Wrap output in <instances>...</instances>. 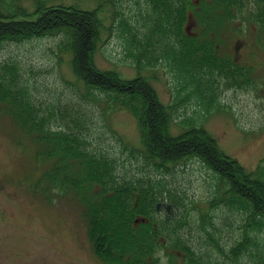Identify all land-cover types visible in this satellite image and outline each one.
I'll return each instance as SVG.
<instances>
[{
  "label": "trees",
  "instance_id": "1",
  "mask_svg": "<svg viewBox=\"0 0 264 264\" xmlns=\"http://www.w3.org/2000/svg\"><path fill=\"white\" fill-rule=\"evenodd\" d=\"M110 1L113 4L114 0ZM147 1L151 10L144 24L146 32L141 33L126 20L122 22L131 48L137 51L132 55L140 72L166 62L185 83L176 92L180 94L193 85V94L203 100L209 113L212 106L204 99H215L219 84L226 89L252 85L253 70L238 65L231 48L235 39L248 36L255 37L264 49V0ZM30 16L36 18L30 20ZM101 29L96 10L47 6L43 1L29 13L22 6L8 4L2 8L0 1V47L8 42L61 36L58 50L72 55L73 73L86 96H93L98 103L105 101L112 113L126 110L136 119L144 157L156 171L167 172L173 166L197 160L214 174L215 197L200 215L203 232L209 237L207 244L225 254L203 226L207 221L214 225L210 211L223 205L243 212L247 215L244 234L226 255L227 262L239 264L249 256L257 264H264L257 235L252 236L264 231V169L261 171L259 165L255 172L248 171L193 120L182 124L181 132L174 135L177 104L164 105L152 84L140 74L123 79L116 71L97 67L94 58ZM23 80L18 64L0 65L3 115L12 118L39 144L44 158L53 161L47 181L55 186L49 191L67 187L68 193L79 197L78 206L84 209L88 238L97 256L107 264H207L202 261L205 257L177 233V227L170 231L168 224L160 226L158 195L162 191L157 193L151 180L120 181L115 160L88 150L86 140L70 127L64 131L52 127V112L42 114ZM97 94H104L105 99ZM189 210L182 216V225L188 221Z\"/></svg>",
  "mask_w": 264,
  "mask_h": 264
},
{
  "label": "rangeland",
  "instance_id": "2",
  "mask_svg": "<svg viewBox=\"0 0 264 264\" xmlns=\"http://www.w3.org/2000/svg\"><path fill=\"white\" fill-rule=\"evenodd\" d=\"M2 8L22 6L29 13L39 4L75 6L96 10L101 19V38L95 52V63L101 70L116 71L123 79L139 74L155 88L164 105L177 104L172 133L193 120L210 133L220 148L238 160L248 171L264 169V49L256 38L240 37L232 42V56L238 65L251 67L252 85L248 88H224L219 84L215 99L205 103L194 95L195 87L185 85L168 64L138 70L134 64L128 25L146 32L144 24L150 13L147 0H0ZM35 16H30L34 20ZM20 19V18H19ZM141 37V36H140ZM61 36L8 42L0 47V65H19L23 84L41 106L42 114L52 112L51 126L61 131L70 127L87 142L88 150L115 160L116 175L125 179L144 180L158 188L160 226L188 240L205 257L204 263L219 260L228 264L227 254L241 240L247 215L221 205L210 211L203 225L218 240L225 254L207 244L200 215L208 208L216 192L217 180L211 170L197 160L156 171L144 157L136 119L126 110L110 112L105 101L98 103L85 94L72 69V55L59 52ZM105 99V95H98ZM0 103V264H107L94 251L88 238L84 209L79 197L66 189L54 188L47 181L53 161L44 158L39 144L31 139L12 118L3 115ZM206 106V105H205ZM6 111V110H5ZM184 126V125H183ZM46 157V156H45ZM44 158V159H43ZM49 191V192H48ZM56 191L57 194H53ZM51 199H47V196ZM62 194V196H61ZM188 221L182 225L188 210ZM165 231V228H162ZM172 233V232H170ZM256 238L264 255V231ZM239 264H257L249 256Z\"/></svg>",
  "mask_w": 264,
  "mask_h": 264
}]
</instances>
